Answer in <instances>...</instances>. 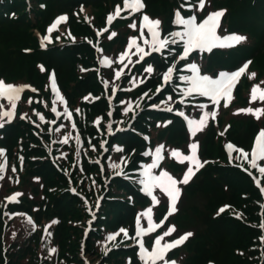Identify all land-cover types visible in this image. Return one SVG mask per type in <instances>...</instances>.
<instances>
[{
  "label": "trees",
  "instance_id": "obj_1",
  "mask_svg": "<svg viewBox=\"0 0 264 264\" xmlns=\"http://www.w3.org/2000/svg\"><path fill=\"white\" fill-rule=\"evenodd\" d=\"M13 10L20 11L23 14L25 11L24 4L21 1L12 0ZM53 0H46L47 4ZM102 0H88L90 4H101ZM169 0H147L148 4H155L158 2L168 3ZM77 0H70L69 4H75ZM233 7V14L237 17V24L246 22L245 20L255 21L258 34L264 35V0H232L228 2ZM67 4V3H66ZM16 7V8H15ZM50 9L42 12L43 18H48ZM254 17V20L252 19ZM29 28L28 18L21 16L18 20H9L8 16L5 18L0 15V44H3L2 52V70L1 73L7 77H10L12 72L19 68L18 64L27 63L30 61V72L33 78H37L34 70V64L36 60H41L46 64L56 67L60 80L63 86L67 87L70 80H75V93L79 94L87 89L94 90L95 81L92 75L85 79H78L74 72L73 61L74 58H69L68 52L50 51L48 53H42L34 51L29 54L24 61V55L20 51V47H12L11 42L14 40L13 36L16 35V31H24ZM254 62L258 68L264 71V48L259 49L255 53ZM27 66V67H28ZM103 107V101L97 103L92 108V112L101 110ZM180 131L179 126L175 123L172 127V132L178 133ZM134 137V136H133ZM126 140L127 151L132 148V145L137 143L136 138H130L129 135L123 136ZM212 139L211 137L209 138ZM36 141L31 134L30 128L17 122L7 127L5 130V138L2 143L8 147L11 151L13 147L18 149L19 145L23 146V152L25 154V168L21 174V183L30 184V177L36 175L40 178L42 186V193L44 199L41 202L43 209L38 212V216H56L59 223L54 227L53 241L57 245V251L59 258L57 262H41L39 259L40 247L38 241L33 237L26 236L25 233L18 235L16 239H12L7 244V249L0 247V264H65L64 260H71L72 256L69 252H72L78 247V237L75 236L76 228L71 229L73 220L80 219L82 214V207L79 202V207H75V198L71 197L66 192L67 183L61 174H58L48 161L43 160H31V155H42L43 152H38L37 149L29 148L28 143ZM245 142L248 139L245 138ZM207 154L212 153V148L209 145L206 149ZM212 174H215L213 177ZM239 175L229 170H223L219 167L213 166L205 170L201 174V178L196 184H192L188 191L190 194L199 193L204 196V199L209 201L204 205V212L200 213L199 221L203 227L201 231H197L196 235L190 239L184 249L187 253V257L183 264H205L207 260H212L215 264H251L250 256L245 252L252 244V239L255 238L258 233L257 230L244 225L234 219L227 217V215L216 216L212 218L214 208L216 205L224 201L226 195L232 205L239 206L243 201L241 199V193L250 192L251 188L248 182L239 180ZM241 178V177H240ZM242 179V178H241ZM204 183L207 186V191H203ZM223 184L228 186L227 194L224 192ZM113 187H119L124 189L126 193H132L127 184L121 181H117ZM33 193L39 196V190L37 185H32ZM203 192V193H202ZM125 197V194H123ZM124 203H110L105 202L103 209L106 212L105 225L111 223L122 222L128 223L130 226L133 222L132 214L133 208L128 206L126 199H123ZM23 204L28 205V201H24ZM251 208L246 211L251 214ZM43 210V211H42ZM191 208V211H194ZM245 211V212H246ZM247 214V213H246ZM248 215V214H247ZM190 217L187 215V210H183L182 221H189ZM71 226V227H68ZM75 227V226H74ZM1 231V220H0ZM69 251V252H68ZM43 253V252H42ZM133 257V255H132ZM112 259H118L123 261V256H112L108 262H113ZM77 262L74 258L72 259ZM116 261V260H114ZM80 262V261H79ZM135 260L131 261L134 264ZM81 264V263H79Z\"/></svg>",
  "mask_w": 264,
  "mask_h": 264
},
{
  "label": "snow or ice",
  "instance_id": "obj_2",
  "mask_svg": "<svg viewBox=\"0 0 264 264\" xmlns=\"http://www.w3.org/2000/svg\"><path fill=\"white\" fill-rule=\"evenodd\" d=\"M206 0H199L198 4V10H203L205 6ZM145 7L143 0H123V9L119 5H117L115 13L117 16L121 13V11H128L131 10V13L140 12ZM181 7H184L182 4ZM224 15L223 11H217L212 12L207 15L206 18H204L201 22L197 23V17L195 15L190 16L188 18H185L181 15V12L177 10L175 12L174 21L173 23L181 27L183 31H173L168 33L167 36H164L161 38V31L159 29L160 21L159 20H151L147 15L142 16L141 21V37H143L144 32L143 28L147 26L148 32L150 36L152 37L150 48L151 51L146 52L144 48L140 47L137 44L136 38H130V44L129 48L132 46L136 47L137 53L141 54L139 56V61L144 60L145 56L151 55V52H159L163 49H165L169 44H177L178 42H183V52L179 55V60H185L188 58V56L191 54L192 51H209L211 52L213 48L216 47H232L235 46V44L243 41L245 38L241 36L231 35V36H225L220 37L217 35V28L219 24L220 18ZM112 16L110 15L108 17L109 22L112 20ZM63 20H66V17H60L58 18L56 23H59ZM136 22H133L129 25V27L136 29ZM55 27V25H53ZM106 30V29H105ZM116 33H112L109 36V39L114 37ZM178 38V39H177ZM47 39V38H45ZM145 44H148L149 41L147 39L144 40ZM123 56H126L127 53L122 54ZM131 63V61H129ZM102 63L107 64L108 61L104 60ZM122 63V61H121ZM251 63V61L246 62L242 67H240L237 71L234 72H225L221 71L218 73L217 78H212L208 75H200L198 65L195 63H192L190 65H187L186 68L189 70L192 75L191 76H181L180 79L182 81H186L190 86L187 89L182 90L183 94L185 96H190L193 93L202 96L207 97L211 100L213 105H218L222 99L225 100L224 107H228V101L231 97L233 88L235 86V83L237 79L241 76L242 73L245 72L248 65ZM175 65L167 68L166 73L163 76V80L165 82L170 81L171 74L173 73ZM147 73H152L153 68L149 65L147 68L144 69ZM117 77H119L120 72L116 73ZM255 74L253 73L250 78H253ZM54 85V80H53ZM259 86H253L251 91V98L250 103L255 102L257 99V90ZM161 89L158 87L157 92H159ZM22 88H18L13 85H6L4 81L0 80V98H6L9 103L11 104L12 109L16 106V101L19 98V93L22 92ZM144 95H147L145 93ZM262 101H264V92L261 93L259 97ZM62 99V98H60ZM171 99V97H169ZM0 107H3L0 105ZM201 108L206 107V105H200ZM54 112L56 111L55 108L52 109ZM168 111H171V108L167 109ZM244 111L253 115H256V118L259 119L258 113L264 111L262 109H244L240 110ZM11 112H3L0 113V117L2 116H11ZM65 115H69L67 111L65 112ZM179 115L183 116L184 114L181 112ZM211 115L212 118H215L217 113L215 110L209 112H205L201 119L199 121H188L189 125H195V127H190V131L194 135L195 132L199 129L202 130L203 127L206 125V121ZM43 119V117H41ZM170 123V122H169ZM159 126V125H158ZM0 127H3V124L0 123ZM66 142V141H65ZM197 144L190 145L191 149V156H184L180 162H191L192 164L196 165V170H199L200 167H203V164L199 163L196 158V150H197ZM229 157L231 161V153L233 151L239 152L245 160L248 159L249 154L247 152H244L243 149L235 148L233 145L229 144ZM164 146L160 145L155 150V160L153 163L148 166L143 175L147 178L146 180H142L141 183L144 185V191H146L147 194L152 195L154 188H159L168 198H169V209L167 215H171L175 213L177 210L175 205L178 201V198L180 196V189L178 187V184H187L191 177L195 175V172L193 170L192 166H189L187 170L185 171L183 177L181 179L173 178L169 173L166 171H162L158 176L152 175V169L158 167V162L162 159L161 152L163 150ZM119 150V149H118ZM181 154L178 151H172L171 156L172 157H178ZM4 156L3 150H0V157ZM259 161H264V131H261L260 134L256 137V147L253 149L251 154V160L249 161L250 166L252 168L258 169L259 173L261 175H264V166H260ZM113 168L117 167V165L113 164ZM6 168V161L4 163H0V179H3V173L5 172ZM13 171H15V168H13ZM251 175V173H249ZM257 185L259 186V181H257ZM262 193H264V188L261 189ZM22 195V193H15L11 197H6V201L11 203L15 202L16 198L18 196ZM154 203H158V201L155 200V197H153ZM224 208L220 209V212H223ZM7 215V213H5ZM142 215L146 216L148 219V229H144L140 226V218L137 217V230H136V236L140 237L142 235L148 234L151 231L155 230L158 227L162 226L161 224H155L152 221V209L149 208L145 213H142ZM239 218V217H238ZM166 219V217H165ZM27 222L33 226V231H35V224L31 220V218H28ZM52 223H56V221H53ZM264 227V224L261 225ZM47 231V229H45ZM175 231L174 226H170L167 231H165L162 235L158 236L154 240L153 248L151 251L145 248L143 241L139 242L140 246V259L143 262V264H158L159 261H163V264H176V261L172 260H166L165 257L167 253L172 250L175 247H178L182 245L191 235L192 233H186L176 239L173 242L170 243H162L164 241V238L166 236L171 235L172 232ZM121 233L124 234L125 237H128V232L126 229L121 228L119 232L110 235L107 239L108 240H115L116 236H119ZM15 235V234H13ZM264 239V238H262ZM51 251H55V249H52ZM110 251V249H109ZM107 254V252L105 253Z\"/></svg>",
  "mask_w": 264,
  "mask_h": 264
},
{
  "label": "rangeland",
  "instance_id": "obj_3",
  "mask_svg": "<svg viewBox=\"0 0 264 264\" xmlns=\"http://www.w3.org/2000/svg\"><path fill=\"white\" fill-rule=\"evenodd\" d=\"M179 1H181V0H179ZM182 2L191 5L188 8L189 11H191L194 6H198V4H199V0H187V1L186 0H182ZM168 7H169V4H165V5H162L161 8L153 9L152 11H155V12H153L154 14L160 15V16L164 17V15L162 13H158V12H163L165 10L164 13L170 14V10H168ZM38 9L39 8H37L36 6H34V10L32 9L31 16H29V19H28L29 21H31V22L34 23L35 20L37 18H39L40 11ZM54 10L57 11L58 9L55 7ZM111 10H113V9L110 8L108 11L110 12ZM105 11H107V10H105ZM212 12H214L213 11V8H211L209 6L208 7L205 6L204 9H203V11H202L201 17L202 16H207L209 13H212ZM226 12H228V10H226ZM7 14H9V11H7ZM22 16H26V13L23 14ZM189 16H192V14L189 15ZM64 24H65V20L61 21V26H60L57 34L54 35L53 44H60L61 41H63L62 39L65 38L66 31H65ZM45 29L46 28L43 27V26H38V30H36L34 33L33 32H30L28 30H25L26 32H24V31H16L17 34L13 36L14 40L11 42V46L12 47H17L16 44H18L19 47H21V46L22 47H26L27 45H29V43H34V42L37 43V39L42 36V34H43V32H44ZM231 35H232V33H227L226 35H224V37L225 36H231ZM0 48L3 49L4 46L3 45H0ZM23 55H24L23 62L24 61H29V59H26L28 55L27 54H23ZM1 57H2V55L0 54V58ZM218 57H219L218 55L212 57V63H213V65H215V66L217 65V68L216 69L214 67H208V66L206 67V70H209L210 71L209 74L214 76L213 78H217L218 73L221 72V71H225L226 72V70H234L237 67V61L240 58H242V57H235L234 56V57L229 58L227 61H225L224 63L221 64V63H219V61H220L221 58H218ZM201 60H202V58H201ZM207 60H208V58H207ZM205 61L206 60H204L203 63H205ZM25 64L26 63L18 64L19 68H16L12 72L10 78L12 80H14L15 82H23L24 80H29L31 83L39 84V81H40L41 76H38L37 75V78H33V76L31 75V73H29L31 66H28V65H31L30 61L27 63V66L28 67ZM71 87L72 86H69L67 88V91L68 92H69V90H72ZM77 101L79 102L80 99L77 98L76 99V102ZM149 117H151V116H149ZM235 121H233V128H232L233 131L231 133H229V136H228L230 138L236 137L235 135H237V134H241L242 131H244V129L246 127V124L244 122L243 123H240L238 121H236V122ZM231 122H232V119H231ZM145 123H149L150 126H152V124H153L152 122H150V120H148V118H146V114L142 115V117L140 119V122L138 123V128H140L141 131L148 133V130H147L146 126H145ZM117 125L120 126L119 123H117ZM192 127H195V125H192ZM205 128H206V126H204L202 130H199L198 129L197 131H199L200 133H203L204 130H205ZM226 130L230 131L231 130V126H230V128H226ZM197 131L194 134L196 137H198ZM153 133H154L153 134V138L155 139L156 138V132H154V129H153ZM128 135H129L130 138L132 137V134H128ZM177 136H178V134L173 133L171 135V137L169 138V140L171 142L176 143ZM132 138H136L138 140V137H132ZM168 143H170V142H168ZM182 148H186L187 149L188 148V145H185ZM89 154H90V151H88L86 153V156L85 157H89ZM137 158H141V156L140 155H137ZM187 166H188L187 164L181 163L178 157H174L173 162L170 164V167H169V170L167 171V173H170V171H173V172H179V171H181V173L184 174L185 171L188 168ZM143 173H144V170H140L139 175H138V179H139L140 184L142 186H143V184L141 183V181L147 179L143 175ZM235 174H237V173H235ZM200 178H201V174L200 173H196L195 175H193L191 177V179L189 180L188 183L193 182V184H196L197 181ZM238 179L239 180H243L240 177H238ZM107 183H108V181H107ZM76 185H77V187H78L79 190L80 189H83L84 186H85L84 182L83 181H79V180L76 181ZM108 185H109V183H108ZM183 185L184 184H178V187H181L182 188ZM207 190H208L207 189V186L204 183L203 191L205 192ZM80 191H82V190H80ZM187 193L188 194H186L183 191V195L185 196L184 208L183 209L185 211L187 210V215L190 217V220L189 221H186V222H188V224H187L188 225V228H190V230H192L193 233H194V231L195 232H197V231L200 232L201 229L203 228L201 226L200 221H199L200 213L204 212V205L205 204H208L210 206V203H209V201L207 203V200L204 199V196H202L199 193L190 194L188 190H187ZM68 194L71 197L75 198V200H76L75 207H79V202H80V204L82 202L81 199H79V196L77 194H75V193H68ZM123 194H124V189H121L119 187L112 188L110 190V192H109V197H110L109 202L110 203H117V202L124 203V202L119 201V200H117V199H115L113 197V195H119V196L123 197ZM81 207L83 209V206L82 205H81ZM191 208H194L195 210L194 211H191ZM93 209H94V206H93ZM92 212H94L95 214H97V212L95 210H93ZM83 213L81 214V217L78 220V222L75 221V220H73L71 222V224H72L73 227L68 226V227H71L72 231H73L74 228L77 227L76 228V232H75V236L78 237V240H77V244L78 245H79V243L84 242V241H82L83 238L80 240L81 235H83V233H84V230H82L83 229V218H82ZM104 214H106V212ZM101 219H98L95 222V224H97V225L100 226L101 225V222H100ZM21 222H22V220L21 219H18V220L13 221V224L14 225H17V224H21ZM179 223H181V221H179ZM21 227H23L22 224H21V226H18L16 228L18 229V228H21ZM49 228H52V226H50ZM42 235L43 234L40 231L38 233H36V240L42 239ZM90 236L91 235L89 234L88 237H87V239H86V241L84 242V244L86 245V249H85L84 256H85V258H87L91 262V264H99V259L101 257V255H99V254L101 252V248H93L94 244L97 241V238L90 242V240H89ZM253 244L254 243L252 242L251 245H253ZM251 245L248 247V249H251L249 255L250 256H253L254 253H255V250H253V248H250ZM69 254L72 256L71 260L74 258L77 261L78 264L80 263L79 261H81V260L83 261L82 258L80 259L81 256L79 257V250L77 248L75 250H73L72 252H69ZM41 261L43 262L45 260H41ZM250 261H251V264H253L254 259L252 258V259H250Z\"/></svg>",
  "mask_w": 264,
  "mask_h": 264
}]
</instances>
